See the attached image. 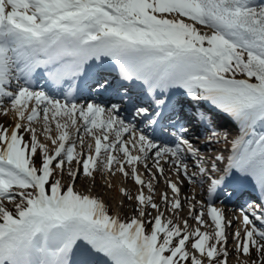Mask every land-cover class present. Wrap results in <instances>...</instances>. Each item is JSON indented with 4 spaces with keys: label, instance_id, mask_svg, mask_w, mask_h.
I'll return each mask as SVG.
<instances>
[{
    "label": "snow or ice",
    "instance_id": "snow-or-ice-1",
    "mask_svg": "<svg viewBox=\"0 0 264 264\" xmlns=\"http://www.w3.org/2000/svg\"><path fill=\"white\" fill-rule=\"evenodd\" d=\"M108 60L127 82L117 95L132 120L119 115L121 103L75 102L78 79L98 91L111 87ZM38 70L53 85H67L63 100L34 89ZM175 90L197 104L196 118L210 130L206 142H219V133L201 102L237 122L229 155L202 156L188 129L177 127ZM0 113L14 114L15 121L0 125V264H228L233 221L222 209L207 204L213 233L165 218L183 210L185 183L203 187L209 198L252 185L257 203L251 212L239 209L243 236L237 230L233 238L235 251L247 257L240 264H264V2L0 0ZM163 122L176 130L170 143L157 142L168 134ZM40 136L50 141L51 154ZM165 165L175 181L164 175ZM66 166L67 185L53 179ZM100 166L131 175L140 186L134 197L120 189L135 200L137 215H110L102 200L75 190L81 170L93 176ZM158 176L172 194L161 193L164 211L152 195ZM184 200L188 215L207 227L205 205L195 196ZM151 210L157 215L146 222Z\"/></svg>",
    "mask_w": 264,
    "mask_h": 264
},
{
    "label": "rangeland",
    "instance_id": "rangeland-1",
    "mask_svg": "<svg viewBox=\"0 0 264 264\" xmlns=\"http://www.w3.org/2000/svg\"><path fill=\"white\" fill-rule=\"evenodd\" d=\"M260 2H264V0H257V3ZM201 29V31H209L210 29H205L203 26H197ZM243 78V77H241ZM5 106H8L7 103H5ZM10 114V113H9ZM8 115H4L3 113H0V125L3 126H7V127H11L13 125L14 122H12V120H10V117ZM52 135L55 136L56 132L54 129V125H53V132ZM27 139V136L25 137ZM42 143H46L49 146L50 149V154H51V149H52V145L50 143V141H47L43 136L39 137ZM88 142V141H87ZM87 144V143H86ZM85 150H87V148L85 147ZM77 151H80L79 146L77 147ZM37 160H39V157H37ZM71 167L75 168L77 167V165L75 164V161L73 162V164L71 165ZM141 168V167H140ZM139 168V169H140ZM101 170L95 171L93 176L97 179H101L103 184L100 187H97V185H92L90 184V187L88 189V192L86 191V188L82 185V184H76L78 178L75 181V190H77L78 192H81L83 194H88L90 195V191H92V187H97L96 190H94V193L99 194V196H97L96 198H99L100 200H102L103 197H108V199H106L107 201H105V205L108 208L109 214L110 215H116L114 213L115 208L113 207V203L112 201H116L118 203L117 209H116V213L117 216H119L120 219H128L131 218L133 215H137V213L134 211L135 208V200H129L127 198L126 195H123L120 191L119 188L121 187V185L123 186V189H127V194L131 195V196H135L138 194L140 188L138 187V185L135 184V182L133 181V179L130 178L128 176V179L125 178V176L123 174H120L119 172H116L115 174L112 173H107L105 171L102 170V166H100ZM126 169L130 172V169L128 168V166L126 167ZM67 171V166L65 167L64 172ZM144 171V170H143ZM153 171H155V169H153ZM169 173V172H168ZM172 174V172H170V175ZM174 178L177 179V177L175 176V173L173 174ZM78 177H84L89 179V176H85L82 173L81 170V174ZM146 177H149L146 174ZM166 177H168V175H166ZM55 178H60L61 182L65 185H67L68 183H71V180L69 178V176L67 175V177H65V174L63 173V175H61V173L59 172V170L56 171L55 176L53 177V179ZM160 178L161 180H163L164 182H153L154 184H157L154 188V193L153 195V199L154 202H156L157 204L160 205V209L161 211L165 210V205L163 204V202L160 199L161 193L162 192H168L169 197L171 198V192L169 189H167L165 187V180L163 179V177H157V179ZM172 179V177L169 176V179ZM107 180H111V182L113 181L114 183H112L111 187H108L107 184H105L107 182ZM127 181V182H126ZM198 186H196L195 188L193 187V185L191 184H186L185 186H183L184 191L189 195V198H191L192 196H195V193H197V188ZM18 191V190H17ZM145 191V195H148V189L144 188ZM185 193V195H186ZM91 196V195H90ZM110 196V198H109ZM196 200L201 201L205 207H204V216H203V220L205 221V224L208 225L207 227H202L200 226L195 220H187L188 224L190 225V228L195 229L196 227H200L202 231H206L209 233H213L214 228L212 226V222L210 220V218L207 215V204L208 203H213V206L220 208V205H222L218 200H212L209 201L208 197L206 198V193L203 192V194H197V196H195ZM206 198V199H204ZM18 202V199H17ZM4 205L10 209V210H14V205L10 202V201H3ZM184 206H183V210L179 212L178 216L176 215H172L171 213L165 212V218H171L173 220L174 223H181L182 220L186 219L187 215H188V203L187 201H184ZM200 209L197 210V214H199ZM155 215H157L155 210H151V216H146L144 219L145 221H149L151 220ZM258 226V225H257ZM150 229V225L148 226ZM233 233L231 232L230 235H228V243H227V248L228 251L231 249L232 245H234L235 241L233 238ZM189 251H191V247L189 244ZM252 256H255V253H252ZM228 264H240V262L244 259H247V257H242L239 256V254L236 251H231L229 252V256H228Z\"/></svg>",
    "mask_w": 264,
    "mask_h": 264
},
{
    "label": "bare ground",
    "instance_id": "bare-ground-1",
    "mask_svg": "<svg viewBox=\"0 0 264 264\" xmlns=\"http://www.w3.org/2000/svg\"><path fill=\"white\" fill-rule=\"evenodd\" d=\"M7 107V106H6ZM9 117H10V120H12V122H15L14 121V114H12V113H10L9 114ZM14 124V123H13ZM35 127H37V128H40V124H35L34 125ZM199 131H201V130H199ZM148 134H149V132H148ZM86 139V143H87V141L88 142H91V138L90 137H86L85 138ZM221 146H223L222 144H221V142L219 141V142H217L216 143V146L214 145V146H211V147H206V145H205V148H201V150L200 151H206L205 153H203V154H201L202 156H205V157H211V156H213V155H215L216 153H217V149L219 148V147H221ZM85 147L87 148V144L85 145ZM135 154V153H134ZM122 158V157H121ZM149 164H150V166H151V163L149 162ZM125 167H127V165L125 166ZM141 167V168H140ZM165 167V172H167L168 170H170V169H168V165H165L164 166ZM140 168V169H139ZM138 173H140V174H142V178L143 179H145L146 181L150 178V177H146V173H145V170H144V168H143V166L142 165H139L138 166ZM144 170V171H143ZM170 172V171H169ZM64 174H65V177H67V175H68V171H66V172H64ZM90 178L89 179H87V178H84V177H78V180H77V182H76V184H82L85 188H86V191L88 192V189H89V187H90V184H92V185H97V187H100L102 184H103V182H102V180L99 178V179H97V178H95L94 176H89ZM126 179H128V177H125ZM129 178H130V176H129ZM164 179V178H163ZM171 179V178H170ZM181 179H183V177H181ZM172 180L173 181H175L176 179L173 177L172 178ZM127 182V181H126ZM158 182H164L163 180H161L160 178H158ZM112 183H114L113 181L111 182V180H107V182L105 183V184H112ZM165 184V183H164ZM187 183H185V184H183V185H181V196H180V199L182 200V202H184L185 200H184V198L187 196V197H189V195L184 191V189H183V186H185ZM157 184H154L153 185V187L155 188V186H156ZM123 186L124 185H121V187L119 188V191H120V189H122L123 188ZM96 187V188H97ZM138 187L140 188V186L138 185ZM96 188L95 187H92V191H90V195L91 196H93V197H97V196H99V194H97V196H96V193H94V190H96ZM197 190V193H195V196H197V194H203V189L200 187V186H198L197 188H196ZM125 191L127 190V189H124ZM144 190V189H143ZM121 192V191H120ZM127 192V191H126ZM144 193H145V191H144ZM185 193H186V195H185ZM109 198H110V196H109ZM106 199H108V197L106 196V197H103L102 198V201L105 203V201H107ZM112 203H113V207L115 208V211H114V213L117 215V213H116V209H117V206H118V203L114 200V201H112ZM200 209V206L199 205H197L196 206V212H197V210H199ZM223 210V212H224V214H225V216H226V218L227 219H229L228 217H229V215H230V213L228 212V209H226V208H223L222 209ZM186 219L188 220H194L193 218H191L189 215H187V217H186ZM229 220H231V221H233V223H232V226L231 227H229L228 229H227V232H228V235H230V233L231 232H233V231H237L238 229H240V227L242 226V223H237L236 224V220L235 219H233V218H230ZM190 226V225H189ZM189 230H191V228L189 227ZM231 251H235V248H234V245H232V247H231V249L229 250V252H231Z\"/></svg>",
    "mask_w": 264,
    "mask_h": 264
}]
</instances>
